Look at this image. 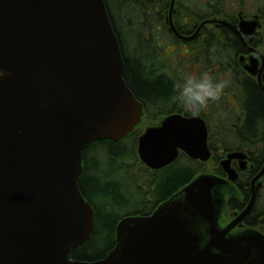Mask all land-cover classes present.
Listing matches in <instances>:
<instances>
[{
  "label": "water",
  "instance_id": "1",
  "mask_svg": "<svg viewBox=\"0 0 264 264\" xmlns=\"http://www.w3.org/2000/svg\"><path fill=\"white\" fill-rule=\"evenodd\" d=\"M242 24L247 38L261 27L258 16ZM255 58L243 68L260 82ZM124 69L104 0H0V264H264V236L233 231L263 187L264 165L246 208L223 222L227 199H242L231 167L247 169L242 151L220 162L226 178L202 173L152 214L120 220L104 258H70L95 227L79 188L84 152L125 139L142 121ZM207 139L203 119L173 114L145 128L137 155L155 171L179 153L205 163Z\"/></svg>",
  "mask_w": 264,
  "mask_h": 264
},
{
  "label": "flooded vegetation",
  "instance_id": "2",
  "mask_svg": "<svg viewBox=\"0 0 264 264\" xmlns=\"http://www.w3.org/2000/svg\"><path fill=\"white\" fill-rule=\"evenodd\" d=\"M171 3L172 0H121V6L125 10V13L121 15L123 24L127 28L128 38L131 34L137 33L142 41L141 46L155 47L153 49L155 63L157 65L167 63L165 64L168 68L166 73L172 79L174 93L170 101L165 102L167 105L169 104L170 110L168 113L150 115L148 111H155V107L150 102L148 104L140 101L144 109L141 124H146V126L150 123L158 125L164 117L172 114H180L184 117H201L206 122L211 151L210 160L201 163L180 153L177 160L170 166L171 171L187 170L190 177L193 172L195 177L201 173H207L208 170L220 169V161L225 158L227 152H224L225 150L221 145V133H219L218 128L226 126L228 129L230 128L229 130L233 135L235 128L242 124L240 119L242 115L239 99L240 84L242 85L248 79L264 95V70L260 73V82H258L257 77L249 75L243 68L244 65L249 63L250 56L256 57L258 69L264 67V40L262 39L264 12L258 9L257 12L252 14L244 13L242 10L228 13L225 9V0H174L173 6H171ZM255 16L259 17L261 27L256 30L254 35L247 38L241 32V27L245 25L242 23L251 21ZM240 35H243L242 39ZM210 48L212 51L210 52V58H208ZM155 74L158 75L159 71L156 70ZM202 75L228 79L231 82L220 100L210 103L207 108L196 113L175 104L173 97L176 94V84L189 76ZM148 107H150L149 110ZM229 109L234 115L230 114ZM212 128H215V133L212 132ZM209 140L213 148L210 146ZM257 147L264 149V141L259 143ZM233 149L241 148L234 147ZM249 151L250 153L247 152L248 166L250 165V155L254 150ZM231 167L238 170V162L233 160ZM261 167L256 169L252 165V170L248 168L238 173L237 180L242 174H248V185L245 188L249 192V197L251 193L250 181ZM220 172L221 176L225 177L223 171L220 170ZM150 174L155 175V171H150ZM152 180L151 183L154 184L155 177ZM191 180H188L187 183ZM185 185L183 184L177 190L179 191ZM149 196H147V200L150 201ZM248 201L249 198L247 201L244 198L242 200L228 198L226 214L223 215L224 224L227 225L236 220L246 208ZM261 203H263V206H261ZM262 210H264V197L261 193H258L251 212L242 221L235 224L233 231L250 229L259 231L264 235V214L261 213ZM127 216L138 215H126L124 217Z\"/></svg>",
  "mask_w": 264,
  "mask_h": 264
},
{
  "label": "trees",
  "instance_id": "3",
  "mask_svg": "<svg viewBox=\"0 0 264 264\" xmlns=\"http://www.w3.org/2000/svg\"><path fill=\"white\" fill-rule=\"evenodd\" d=\"M115 2L119 12L125 13L124 7L121 6V0H115ZM109 15L122 48L125 62L124 79L129 89L142 103L150 102L155 107V115L163 112L168 113L169 104L167 105L165 102L170 101L174 92L172 79L166 73L167 66L163 63L160 65L155 63L153 57L155 47L141 46L142 41L137 33L131 34L130 38L124 42V37L121 36L118 24L110 10ZM121 23L123 24V19ZM156 70L159 71L158 75L155 74ZM239 89L242 124L235 128L233 135L230 128L219 127L221 145L225 151L232 149L234 145L231 146L223 141L232 137L236 144L234 147L249 153V150L253 149L249 163L258 169L264 162V149L257 147L264 141V95L248 79L244 81L243 86L240 84ZM151 112L152 110L148 111L150 115ZM139 131L140 129H136L131 136L119 142L108 140L93 142L84 152L83 173L79 179V188L85 200L94 209L95 227L91 238L72 251L71 259L93 262L104 258L115 246V228L122 217L150 214L159 202L168 199L178 191L180 186L187 185V181L194 177V172L190 177L187 170L174 172L171 171V168L150 175L136 156V138ZM210 146L213 148L211 141ZM92 152L98 156L95 161H89V155ZM121 169L129 173L128 188H134L135 194L131 201L129 198L128 200L124 199L120 193L121 190H119L121 185L115 179ZM220 170L211 172L220 176ZM138 174L144 179V182L143 180L138 182ZM154 177L155 183L153 184L151 180ZM248 178L247 173L242 174L235 183L245 201L249 198V192L245 188L248 185ZM153 193L156 195L155 199L147 200V196L152 197ZM128 205L131 209L124 212L127 211ZM261 213L264 214V210Z\"/></svg>",
  "mask_w": 264,
  "mask_h": 264
},
{
  "label": "clouds",
  "instance_id": "4",
  "mask_svg": "<svg viewBox=\"0 0 264 264\" xmlns=\"http://www.w3.org/2000/svg\"><path fill=\"white\" fill-rule=\"evenodd\" d=\"M230 83L228 79L208 75L189 76L176 84L173 102L196 113L207 108L210 103L220 100Z\"/></svg>",
  "mask_w": 264,
  "mask_h": 264
},
{
  "label": "rangeland",
  "instance_id": "5",
  "mask_svg": "<svg viewBox=\"0 0 264 264\" xmlns=\"http://www.w3.org/2000/svg\"><path fill=\"white\" fill-rule=\"evenodd\" d=\"M226 1V11L228 13H231L232 11H240L242 10L244 13H254V12H257L258 9H260V11L262 10L264 12V0H225ZM113 9H114V13H115V16H116V21H117V24L119 26V31L121 33V36H122V33H123V26H122V23H121V20H122V12H119V9H118V6H116V3H114L112 5ZM263 34V40H264V30L262 31ZM124 37H125V40H127L128 36L126 34V27H125V31H124ZM213 49V48H212ZM211 48L209 50V57L211 56ZM163 64H167V63H163ZM230 112V114L234 115L232 112H231V109L228 110ZM155 111H152L151 114H153ZM146 126V124H145ZM223 127V126H222ZM224 128H227L226 126ZM212 132H216L215 128L212 129ZM226 142H228L229 145L231 146H236L235 144V141H234V138L230 137V138H227L225 140ZM233 146V148H234ZM98 156H96V154L94 152H92L90 155H89V161H95L97 159ZM115 179L116 181L121 185L120 189V193L123 195L124 199H127L130 197V195L134 194V188H128L129 186V173L126 172V170H120L116 176H115ZM122 180V182H121ZM144 182V179H142L140 177V175L138 174V182L142 181ZM147 180V179H146ZM122 185L124 186L122 188ZM261 194L262 196L264 197V187L261 191ZM155 193L152 194V197H150L149 199L150 200H153L155 199ZM130 200V199H129ZM131 201V200H130ZM129 201V202H130ZM139 201V200H137ZM261 206H263V203H261ZM131 209V207L128 205L127 207V211H124V212H128L129 210ZM124 210H126V208H124ZM116 215H118V212H116Z\"/></svg>",
  "mask_w": 264,
  "mask_h": 264
},
{
  "label": "bare ground",
  "instance_id": "6",
  "mask_svg": "<svg viewBox=\"0 0 264 264\" xmlns=\"http://www.w3.org/2000/svg\"><path fill=\"white\" fill-rule=\"evenodd\" d=\"M134 15H136V14H134ZM133 20H135V18H133ZM122 26H123V33H122V37H124V31H125V24H122ZM127 29V28H126ZM124 39V42H126V40H125V37L123 38ZM242 86H243V84H242ZM124 186L122 185V188H123ZM135 194V193H134ZM134 194H132V195H130V197H129V199L130 200H132L133 198H134ZM133 208V207H132Z\"/></svg>",
  "mask_w": 264,
  "mask_h": 264
}]
</instances>
